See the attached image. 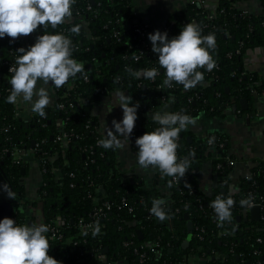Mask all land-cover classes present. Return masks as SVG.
<instances>
[{
    "label": "trees",
    "instance_id": "16d2710c",
    "mask_svg": "<svg viewBox=\"0 0 264 264\" xmlns=\"http://www.w3.org/2000/svg\"><path fill=\"white\" fill-rule=\"evenodd\" d=\"M243 1L246 0H220L214 12H210L204 4H189L187 0L185 8L165 23L169 27V39L192 22L201 26L202 35H215L216 48L211 55L218 68L212 75L198 69L203 72L204 81L185 90L175 83L171 88H157L163 85L164 70L159 67L158 56L149 47L140 46L134 29L142 24L134 14L131 0H76L70 21L56 29L50 25L46 29L38 28L37 32L39 35L62 33L69 37L74 45L73 58L85 65L87 79L77 74L59 89L51 86L57 95L56 103L45 109L44 118L34 114L28 122L20 120L15 106L6 102L11 91L8 81L12 76L8 67L15 63L19 55L16 50L22 45L19 38L15 41L0 38V162L8 187L16 194L14 200L10 199L13 209L10 218L17 225L33 224L27 222L26 212L27 207L35 203L26 199L21 183L22 168L25 173L28 163L13 158L15 151L29 150L41 172L37 196L43 220L58 223L63 234L59 240H51L46 234L50 256L62 264H185L191 257L201 258L205 264H264V231H260L264 229V220L248 229L237 222L245 208L240 206V200L246 199L249 193L264 200V162L252 168L248 179H242L239 191L231 194L236 201L231 210L232 221L218 227L210 204L217 196L226 198L229 194L216 190L211 197L206 196L199 188V176L204 163L211 161L218 178L225 183L228 181L231 168L222 165V169L216 171V163L223 162L213 159L211 151L222 141L221 153L227 154L224 136L211 134L194 138L189 131H182L177 156L191 161L185 177L178 183L172 181L169 187L172 178L163 176L165 192L155 187L144 189L134 180L121 179L115 152L97 144L102 138L95 131L96 121L90 112L92 103L123 90L131 94L134 104H140L141 120L137 127L142 131L159 127L148 116L150 112L166 110L194 118L200 114L219 118L225 115L233 100L237 103L245 98L248 108L238 116L252 114L253 93L264 100V79L257 73L244 72L243 63L248 51L264 48V0H258L262 7L259 14L247 15H242L238 7ZM75 24L81 27L78 35L69 31ZM153 67L160 71L154 81L134 79L126 71L127 68ZM3 76L6 80H2ZM62 134L66 135L67 144L57 139L63 137ZM185 183L191 187H186ZM153 199L166 201L162 207L169 219L160 222L150 213ZM103 202L109 204L110 210L98 219L100 234L80 235L74 223L88 220ZM184 215L193 226L186 249L181 247L189 234ZM73 242H77V246H73ZM82 250L91 254L80 256ZM101 255L105 262L99 260Z\"/></svg>",
    "mask_w": 264,
    "mask_h": 264
},
{
    "label": "clouds",
    "instance_id": "9594fccd",
    "mask_svg": "<svg viewBox=\"0 0 264 264\" xmlns=\"http://www.w3.org/2000/svg\"><path fill=\"white\" fill-rule=\"evenodd\" d=\"M76 0H0V38L9 37L15 41L27 37L38 28L46 29L49 25L56 29L59 25L71 20L72 7ZM81 27L75 24L69 29L73 34H79ZM202 28L197 23H187L179 35L169 39L168 33L155 30L148 34L152 52L158 56L160 69L164 70V86L171 87L173 83L182 85L185 90L191 89L204 81V74L198 69L212 71L216 61L211 51L216 48L214 34L202 35ZM10 41V42H11ZM74 45L72 40L62 33L47 34L36 38L33 45L27 49L20 47L14 66L9 68L12 73L8 83L11 85L6 102L13 105H29L31 112L41 118L46 116L45 109L51 103L49 86L59 89L65 86L77 74H85V65L73 58ZM126 71L134 79L154 81L160 71L153 67L149 69L127 68ZM87 79V76L84 75ZM117 81L120 79L116 78ZM51 82V85H50ZM114 101V102H113ZM174 103V98H172ZM107 112L119 105L123 111L120 121L112 120V127L103 124V138L97 141L99 147L105 150H123L130 142L138 119L139 102L133 104L131 95L117 90L107 105ZM131 105V106H130ZM168 106L165 105V108ZM159 127L152 132H145L136 138L138 148L137 162L143 169L158 168L162 176L170 177L177 183L185 177L190 168L188 158L179 159L177 149L180 133L190 125L196 124V118L180 112L160 111L151 117ZM114 129V130H113ZM212 140H209V144ZM194 156V153H189ZM186 187H191L185 183ZM9 199H15V193L7 184L3 185ZM251 198L240 200V206L246 207ZM163 199H153L150 213L161 222L169 219L168 212L162 205ZM236 201L229 194L217 196L210 204L216 215L218 227L232 221V208ZM92 235L100 234L101 226L97 221ZM49 226L44 223L32 225H17L16 221L5 217L0 220V264H62L61 261L49 255L50 242L46 236ZM87 231L83 235H87Z\"/></svg>",
    "mask_w": 264,
    "mask_h": 264
},
{
    "label": "crops",
    "instance_id": "0c3cea01",
    "mask_svg": "<svg viewBox=\"0 0 264 264\" xmlns=\"http://www.w3.org/2000/svg\"><path fill=\"white\" fill-rule=\"evenodd\" d=\"M219 1L220 0H205L204 6L210 12H214ZM131 2L136 18L140 21L147 32L146 43L150 50L152 45L148 39V34L153 33L155 30H160L163 32V28L167 20L170 17L179 14L187 5V0H131ZM157 3L160 5L159 9L157 7ZM238 7L241 11H247L251 14H259L262 9L258 0H246L240 2L238 3ZM38 36L40 35L36 30L27 37H20L19 41L22 47L27 49L29 46L35 43ZM243 68L244 72L246 73H257L258 76L263 77L264 48L248 51L244 57ZM48 91L51 97V103L49 106H53L56 103L57 95L51 86H49ZM115 92L116 91L101 97L99 101L90 105L91 115L96 121L95 131L101 138H103L104 134L106 135V132L104 133L103 128L104 123H106L107 126L111 128L113 119L120 121L123 118V111L119 105H116L110 113L107 112L106 106L108 108L111 107V103H109V105L107 104ZM124 94L126 96L131 95L127 91H124ZM260 98L262 97L257 96V101ZM256 104L257 102L254 103V112L246 117H240L238 116V113L233 114L231 110L228 111V107L226 108L227 111L225 110V115L223 117L206 118L203 114H200L199 116L195 117L196 124L190 125L188 127L187 131H189L190 135L194 138H206L211 134H219L224 136L227 147H229V142L235 138L244 139V145H247V150L238 149L236 145L234 146V148L239 152H237L238 155L241 151L239 156H235L227 151V154L236 161V164L231 169L228 175V181L226 183L218 178L212 169L211 161L204 163L199 176V188L206 196L211 197L216 190H224L223 192L220 191L221 193L236 194L239 191L242 179L249 175L252 168L256 167L261 162H264V111L261 118V114L255 111ZM18 106H20L21 109H19L20 113L17 115V117L19 116L20 120L22 121H30V119L35 114L31 112L30 106L23 104ZM153 114L154 113L150 112L148 116L152 117ZM137 115L138 119L136 121L134 131L130 137L129 144L126 145V148L123 150H113L116 155L117 171L123 181L129 179L132 181L134 180L138 184L142 185L144 189H152L155 187L156 189L165 192L164 186L162 185L163 176L161 175L159 169L152 167L143 169L137 162L136 154L138 152V148L135 145V140L136 138L142 136L145 132H152L142 131L140 127H137V123L141 120V115L138 111ZM211 151L213 154V159H215L217 156H220L221 154V152L216 148H212ZM23 152L25 153L21 152L15 154L13 158H17L28 163V169L24 173L25 175H22L23 177L21 179V183L25 188L26 199L30 202H34L35 204L27 207L26 214L29 217L27 222H33V224L43 223L44 220L42 217V205L39 202L37 196V191L41 185V172L38 166V161L33 159L31 151L24 150ZM242 220L241 224H243V229H248L252 225H255V223L250 222L249 216L246 223ZM158 221L160 220L158 219ZM185 264H205V261L201 258L191 257Z\"/></svg>",
    "mask_w": 264,
    "mask_h": 264
},
{
    "label": "built area",
    "instance_id": "2783aa9c",
    "mask_svg": "<svg viewBox=\"0 0 264 264\" xmlns=\"http://www.w3.org/2000/svg\"><path fill=\"white\" fill-rule=\"evenodd\" d=\"M188 2H189V4H196V5L205 4V0H188ZM241 14L242 15H247L249 13L247 11H241ZM263 24H264V22H263ZM165 31L169 32V27L167 25H165L164 28H163V32H165ZM134 32H135L136 36L139 38V40H140V46L142 48H147L148 47V45L146 43L147 32H146L145 28L143 26L140 27V26L136 25L135 29H134ZM238 53H239V51L237 50L236 54H238ZM11 66H14V64H9L8 72H9V68ZM217 68H218V65L216 64V67L212 71L209 72V71L206 70V72L208 74L212 75L213 71L216 70ZM2 80H6V78L3 76ZM162 87H165V86L164 85L157 86L158 89H161ZM167 88H171V87L167 86ZM14 106L17 109V111H16V116H17L20 113L19 109H21V107L18 106V105H14ZM59 107L62 109L63 105H60ZM62 136L63 137L59 136L57 139L58 140H62L63 139L64 144H67L68 140L66 138V135L62 134ZM222 147H223V142L219 141L218 142V147H216V149L221 152ZM5 152H6V150H5ZM21 152L25 153L23 151H15L13 153V156L15 154H18V153H21ZM14 159L20 160V159H17V158H14ZM215 159L216 160H222V162H223V163H221V162H217L216 163V165H215V170L216 171L221 170L222 169V165H225L226 167L232 169L235 166V164H236V161L232 157H230L228 154L223 155L221 153L220 156H217ZM248 177H249V175L247 177H245V178L248 179ZM174 182H176V181H174ZM247 198H251V203L248 206H246L244 208V210H248V209H250L252 207L257 206V207H259L260 213H261L260 214V220H264V200L262 198L257 199L255 197V194H252V193H249V196L246 197V199ZM96 200L98 201V199H96ZM122 201H124V199H122ZM108 210H110L109 204L107 202H103L102 203V207L94 209V211L90 214L88 220H82L81 219V220H78L76 223H74L75 229L77 230V232L80 235H83V232H85V231H87V233L92 232L93 231V227L92 226H94V224L98 221L99 218H103L105 216V212L108 211ZM129 211H131V209H129ZM43 223L49 226V232L46 233V234L49 236V238L51 240H59V239L62 238L63 234H62L61 228L59 227L58 223H55V222H52V223L43 222ZM77 244H78L77 242H73L72 243L73 246H77ZM150 251L153 252L154 251V247L151 246L150 247ZM86 254H91V252L90 251H86V250L85 251L82 250L80 252V256H84ZM99 260L101 262H105L106 261L103 255H101L99 257Z\"/></svg>",
    "mask_w": 264,
    "mask_h": 264
},
{
    "label": "water",
    "instance_id": "95a60500",
    "mask_svg": "<svg viewBox=\"0 0 264 264\" xmlns=\"http://www.w3.org/2000/svg\"><path fill=\"white\" fill-rule=\"evenodd\" d=\"M262 78L264 79V76ZM253 96L255 98V102H257V95L253 93ZM228 107H229L228 111L231 110L233 114L239 113L241 111H246L248 108L247 100L243 98V99H240L237 103L233 100L231 104L227 106V108ZM31 147H33V143ZM2 165L3 163L0 162V220H2L5 217L10 218L12 215V211H13L12 206L10 205V202H9L7 192L3 188V185L7 184V182L5 180L3 171L1 170ZM23 174H24V168H22V175ZM220 191L223 192L224 190H220ZM260 214H261L260 209L257 206L252 207L248 210H244L243 215H242V218H243L242 221L246 222L249 216L250 222L258 223L260 221ZM184 219L187 221V231L189 232V234L187 235L186 240L183 241L181 244L182 249H186L189 246V242L191 240L192 231H193V226H192V223L189 221L188 216L184 215ZM237 222H241V218H238ZM260 231H264V229L262 230L260 229ZM137 234L140 236L139 239L142 240L141 233L138 231ZM239 236L242 237V234L240 233Z\"/></svg>",
    "mask_w": 264,
    "mask_h": 264
},
{
    "label": "rangeland",
    "instance_id": "374dc122",
    "mask_svg": "<svg viewBox=\"0 0 264 264\" xmlns=\"http://www.w3.org/2000/svg\"><path fill=\"white\" fill-rule=\"evenodd\" d=\"M158 4V3H157ZM158 9L160 8V5L158 4ZM259 101V102H258ZM257 101V104H258V106H257V104H256V109H255V111H257L259 114H261V118H262V115H263V111H264V100H263V98H260L259 100ZM260 119V118H259ZM237 146V148L238 149H243V150H247V145L245 146L244 145V139H242V138H235V139H233V140H231L230 142H229V147H228V149H227V151L229 152V153H232L233 155H235V156H239L240 154H241V151H240V154L238 155V150H236L235 148H234V146ZM238 152V153H237Z\"/></svg>",
    "mask_w": 264,
    "mask_h": 264
},
{
    "label": "flooded vegetation",
    "instance_id": "af4514ba",
    "mask_svg": "<svg viewBox=\"0 0 264 264\" xmlns=\"http://www.w3.org/2000/svg\"><path fill=\"white\" fill-rule=\"evenodd\" d=\"M246 223V222H245ZM251 227H255L254 225H252Z\"/></svg>",
    "mask_w": 264,
    "mask_h": 264
}]
</instances>
